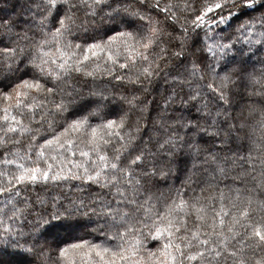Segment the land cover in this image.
I'll use <instances>...</instances> for the list:
<instances>
[{
  "label": "snow or ice",
  "instance_id": "snow-or-ice-1",
  "mask_svg": "<svg viewBox=\"0 0 264 264\" xmlns=\"http://www.w3.org/2000/svg\"><path fill=\"white\" fill-rule=\"evenodd\" d=\"M2 2L0 264H264V0Z\"/></svg>",
  "mask_w": 264,
  "mask_h": 264
},
{
  "label": "trees",
  "instance_id": "trees-1",
  "mask_svg": "<svg viewBox=\"0 0 264 264\" xmlns=\"http://www.w3.org/2000/svg\"><path fill=\"white\" fill-rule=\"evenodd\" d=\"M9 8V4L3 3L2 0H0V9H4L7 11ZM95 219V217H93ZM5 227H7V221H5ZM95 225H90L86 222L82 223L78 228H76L75 232L72 233L75 236L82 237L85 240H88L89 242H96L99 243V233H96L93 231ZM90 233V234H88ZM70 242H76V241H70ZM155 247V245H153ZM76 264H80V257L76 256Z\"/></svg>",
  "mask_w": 264,
  "mask_h": 264
}]
</instances>
